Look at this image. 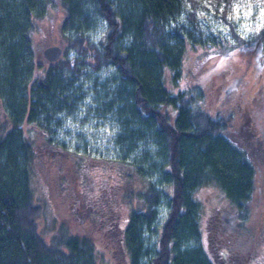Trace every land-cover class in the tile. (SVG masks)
<instances>
[{
    "label": "trees",
    "instance_id": "obj_1",
    "mask_svg": "<svg viewBox=\"0 0 264 264\" xmlns=\"http://www.w3.org/2000/svg\"><path fill=\"white\" fill-rule=\"evenodd\" d=\"M136 1L137 6H132L137 10L135 16L127 17L114 0H0V99L4 102L0 111V264H96L93 239L65 229L58 230L51 239L43 235L37 221L43 205L35 200L27 183L20 185L21 196L15 195L4 180L3 164L14 161V150H20L27 159L24 176L28 179L29 169L33 170L37 157L41 158L39 146L15 129H21L24 121L38 123L41 130L47 128L44 120L69 103L75 93L73 81L84 67L99 70L108 65L118 68L128 82L134 114L155 131L163 144L171 185L169 207L162 218V190L154 181L144 183L142 178L139 183L143 182L144 187L133 180L125 189L132 204L121 224L114 221V216L104 217L106 208L95 210L106 219L103 226L107 230L117 224L118 232L124 226L117 235L128 254V264L254 262L256 252H239L242 248L235 240L241 230L247 229L256 190L257 158L248 152L246 138L230 134L232 114L213 115L193 87H181L185 36L182 25L171 28L169 23L189 5L188 16L197 25L200 2ZM222 2L227 20L224 13L232 0H215L217 9ZM89 12L106 22L99 42L86 30L91 26ZM47 18L59 24L64 44L63 56L48 61L43 68L39 63L45 57L41 50L37 53L34 35ZM227 21L235 42L219 39L213 47L220 44L226 52L240 49L257 54L259 60L264 57V25L244 37ZM131 175L135 176L133 172ZM204 187L220 189L227 200L224 217L218 218L216 226L208 222L207 247L199 241L195 247L183 249L188 239L203 236L205 207L197 195ZM109 192L108 199L116 196L114 190ZM105 203L109 204L108 200ZM158 225L157 239L146 247L145 234L158 229Z\"/></svg>",
    "mask_w": 264,
    "mask_h": 264
},
{
    "label": "rangeland",
    "instance_id": "obj_2",
    "mask_svg": "<svg viewBox=\"0 0 264 264\" xmlns=\"http://www.w3.org/2000/svg\"><path fill=\"white\" fill-rule=\"evenodd\" d=\"M114 1L127 17L135 16L132 6H137L136 0ZM199 2L197 25L188 16L189 5L169 23L171 28L182 25L185 36L181 87H193L204 97V106L213 115L232 114L230 134L234 137L239 133L240 138H246L248 152L257 158L256 190L247 229L241 230L235 243H239L241 253L256 252L252 264H264V57L259 60L257 54L240 49L226 52L220 44L213 47L219 39L235 42L227 20L244 37L264 25V0H232L224 13L227 20L223 16V2L218 9L215 0ZM89 17L91 26L86 30L99 42L106 22L91 12ZM41 24V31L34 35L37 53L46 45L63 43L59 24L51 23L50 18ZM128 40L125 36L124 41ZM39 64L46 68L49 63L40 58ZM73 82L74 95L69 103L53 111L52 118L44 120L47 128L41 130L38 123L24 121L21 129H15L37 143L41 158L37 157V165L29 169L27 179L25 154L15 149L16 159L3 164L4 180L17 196H21V183L28 184L35 200L43 205L37 221L47 239L65 229L93 239L96 264H128V254L118 243L117 235V224L125 220L132 204L125 189L133 180L139 183V178L144 183L154 181L162 190L160 217L165 216L171 190L165 148L157 140L155 131L134 114L130 105L131 87L118 68L108 65L95 70L85 66ZM3 108L4 102L0 99V111ZM144 183L139 184L144 187ZM111 190L116 196L108 199ZM197 196L205 207L202 216L205 230L203 236H193L184 242L183 249L195 247L199 241L207 247L208 222L211 220L216 226L218 218L222 219L225 214L227 200L220 189L204 187ZM107 200L109 204L105 203ZM97 208H106L104 217L114 216L117 224L107 230L103 226L106 219L95 212ZM150 230L151 233L145 234L146 247L157 239L159 226Z\"/></svg>",
    "mask_w": 264,
    "mask_h": 264
},
{
    "label": "water",
    "instance_id": "obj_3",
    "mask_svg": "<svg viewBox=\"0 0 264 264\" xmlns=\"http://www.w3.org/2000/svg\"><path fill=\"white\" fill-rule=\"evenodd\" d=\"M45 59L53 62L60 59L63 56V44H49L41 49ZM43 75L40 76L39 81L42 82Z\"/></svg>",
    "mask_w": 264,
    "mask_h": 264
},
{
    "label": "flooded vegetation",
    "instance_id": "obj_4",
    "mask_svg": "<svg viewBox=\"0 0 264 264\" xmlns=\"http://www.w3.org/2000/svg\"><path fill=\"white\" fill-rule=\"evenodd\" d=\"M160 223H161V220H160V221H158V223H157V224H159V225H160ZM159 225H158V226H159ZM121 226H122V227H121V228L118 230V232H119V231H121V232L123 231V228H124V226H123V225H121Z\"/></svg>",
    "mask_w": 264,
    "mask_h": 264
}]
</instances>
